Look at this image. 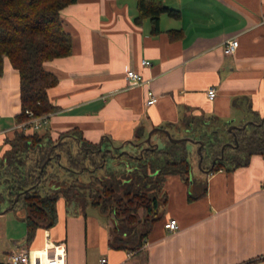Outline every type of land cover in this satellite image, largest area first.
Instances as JSON below:
<instances>
[{"label": "crops", "instance_id": "crops-1", "mask_svg": "<svg viewBox=\"0 0 264 264\" xmlns=\"http://www.w3.org/2000/svg\"><path fill=\"white\" fill-rule=\"evenodd\" d=\"M163 4L179 17L161 14L156 35L150 33L148 19L133 22L136 0H76L60 11L72 52L43 64L58 82L48 90L56 110L48 115L42 134L55 140L75 128L89 142L130 153L142 145L133 141L138 127L147 136L154 127L177 124L189 114L236 126L264 117V0ZM231 39L238 46L225 55L223 43ZM141 60L150 63L143 66ZM130 69L144 83L129 86L125 74ZM208 87L216 92L212 100L206 96ZM148 90L157 98L150 105L145 103ZM237 110L243 114L238 121ZM19 112V74L5 58L0 156L17 130ZM151 142L160 145L161 136L154 132ZM204 173L190 186L178 176L166 179L162 217L138 253L110 248V225L87 230V216L67 214L70 201L60 197L56 224L38 229L29 242L25 212L0 213V262L7 264L16 249L36 254L45 244H62L66 264H101V258L104 264H264V158L252 155L246 166ZM201 182L204 195L188 200L189 192L200 193ZM171 218L178 224L174 232L163 226Z\"/></svg>", "mask_w": 264, "mask_h": 264}, {"label": "trees", "instance_id": "trees-1", "mask_svg": "<svg viewBox=\"0 0 264 264\" xmlns=\"http://www.w3.org/2000/svg\"><path fill=\"white\" fill-rule=\"evenodd\" d=\"M75 2L0 0V75L5 58L19 74L17 123L29 119L26 111L38 117L56 110L48 98V90L58 79L43 64L71 54V36L63 26L60 11ZM136 10L133 22L140 25L148 19L153 35L160 31L161 14L179 17L178 11L165 7L163 0H136ZM174 33L177 31H169L170 35ZM261 118H253L243 130L230 132L229 122L193 114L185 115L177 124L160 127L168 131L179 129L181 134L170 133L173 138L186 137L197 146L203 142L200 167L203 172L214 173L246 166L252 155L264 158V123L255 125ZM155 134L161 136V144L147 145L143 143L146 137L143 128H136L133 141L142 145L128 153L119 148L110 151L103 142H89L75 128L60 133L55 140L30 128L15 130L13 138L6 142L9 147L0 156V213L21 204L25 210L26 242H29L38 229H49L56 224L60 197L66 202L82 199L111 220L107 242L110 248L138 253L153 224L162 217L166 179L178 176L189 186L195 184L194 181L189 184L187 142L190 140L173 143L165 134ZM233 135L237 146H226L221 153L223 144H234ZM221 155L222 158H217ZM61 156L66 159V167L58 175L53 169L54 165L61 166ZM200 185V193L189 192L188 200L204 195L205 183Z\"/></svg>", "mask_w": 264, "mask_h": 264}, {"label": "built area", "instance_id": "built-area-1", "mask_svg": "<svg viewBox=\"0 0 264 264\" xmlns=\"http://www.w3.org/2000/svg\"><path fill=\"white\" fill-rule=\"evenodd\" d=\"M238 46L237 39L227 40L223 43L222 50L225 55L233 54ZM149 61L141 60V65H149ZM125 80L129 86H135L144 83L142 77L136 73L134 70L130 69L126 71ZM215 89L213 87H208L206 89V96L209 100L215 97ZM147 99L145 103L147 105L156 102L157 98L155 94L151 91H147ZM29 119L19 123L16 127L18 130H26L28 128L37 131L42 127L46 121L48 115L44 114L38 117H33L32 113L26 111ZM28 127V128H27ZM164 228L169 232H174L178 229V224L175 219H168L164 224ZM146 245L144 242L143 246ZM139 250H141L143 248ZM36 254H31L30 251L25 249H16L10 252L7 258V264H66L65 263V249L62 244H45V247L41 251L34 252ZM130 255V254H129ZM105 258L100 259V263H105Z\"/></svg>", "mask_w": 264, "mask_h": 264}, {"label": "rangeland", "instance_id": "rangeland-1", "mask_svg": "<svg viewBox=\"0 0 264 264\" xmlns=\"http://www.w3.org/2000/svg\"><path fill=\"white\" fill-rule=\"evenodd\" d=\"M237 113V119L236 121L243 118L242 112H239L238 110L236 111ZM235 121V122H236ZM238 123V122H236ZM229 127V126H228ZM227 127V129H228ZM44 126L40 127L37 131L42 134L44 132ZM169 132L172 133L173 135H176V131L174 128H170ZM198 146L192 147L191 143H187V149H188V159L190 162V173H189V184H192L193 181L197 178H205V173L203 172V169L199 166V155L197 152ZM112 151V150H111ZM59 162L61 163V166L54 165V171L58 174L61 175L64 172L63 167H66V159L64 156H61ZM110 163V160L107 161ZM83 178H86L83 176ZM1 190V188H0ZM67 214H76V215H85L88 218V227L87 230H96V224L100 226H104L105 224H109L111 227L112 223L110 222L111 220L108 219L107 217L101 215L98 211L97 208L85 204V202L82 199H74L70 200V202L67 204ZM5 210V209H4ZM15 211L17 212H25L23 206L21 204L17 205L14 208Z\"/></svg>", "mask_w": 264, "mask_h": 264}, {"label": "water", "instance_id": "water-1", "mask_svg": "<svg viewBox=\"0 0 264 264\" xmlns=\"http://www.w3.org/2000/svg\"><path fill=\"white\" fill-rule=\"evenodd\" d=\"M252 123L251 121H248V122H245L244 124H242L241 126H236V125H230L228 127V132L232 131V130H243L246 128V126L248 124ZM264 123V117L261 118L260 122L258 124H255V125H262ZM154 132H161L163 134L166 135V137L168 138V140L170 142H173V143H178V142H181V141H184V140H190L189 138H186V137H181V138H173L170 134V132L167 130V129H164V128H161V127H154L153 129H151L148 133H147V136L146 138L143 140V143H146L147 145H150L151 144V136ZM234 137V144L231 143V142H227L225 144L222 145L221 147V153L223 152L224 148L226 146H231V147H236L237 146V139L235 137V135H233ZM191 141V140H190ZM192 142V141H191ZM203 146V142H199L198 144V148H197V152H198V155H199V166L201 164V160H202V155H201V152H200V149L201 147ZM111 151V149H110ZM217 158H222V155L220 157H217ZM49 160V157L47 158L46 161ZM216 160V158L212 161V163H214ZM211 168V167H210ZM209 168V169H210ZM209 170H205L206 173H208ZM18 196L15 197L14 199V202H16Z\"/></svg>", "mask_w": 264, "mask_h": 264}, {"label": "flooded vegetation", "instance_id": "flooded-vegetation-1", "mask_svg": "<svg viewBox=\"0 0 264 264\" xmlns=\"http://www.w3.org/2000/svg\"><path fill=\"white\" fill-rule=\"evenodd\" d=\"M216 161V160H215Z\"/></svg>", "mask_w": 264, "mask_h": 264}]
</instances>
